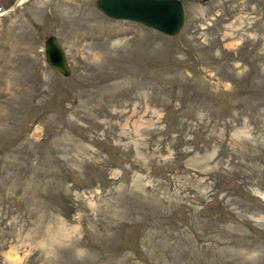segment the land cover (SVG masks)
<instances>
[{"label": "rangeland", "instance_id": "374dc122", "mask_svg": "<svg viewBox=\"0 0 264 264\" xmlns=\"http://www.w3.org/2000/svg\"><path fill=\"white\" fill-rule=\"evenodd\" d=\"M179 1L0 0V264H264V0Z\"/></svg>", "mask_w": 264, "mask_h": 264}, {"label": "water", "instance_id": "95a60500", "mask_svg": "<svg viewBox=\"0 0 264 264\" xmlns=\"http://www.w3.org/2000/svg\"><path fill=\"white\" fill-rule=\"evenodd\" d=\"M94 5L108 17L137 21L166 35H176L183 20L182 5L179 0H94ZM165 9L173 15L163 23L158 20V12H164ZM43 47L46 63L62 75H67L68 63L54 34L44 38Z\"/></svg>", "mask_w": 264, "mask_h": 264}, {"label": "bare ground", "instance_id": "6f19581e", "mask_svg": "<svg viewBox=\"0 0 264 264\" xmlns=\"http://www.w3.org/2000/svg\"><path fill=\"white\" fill-rule=\"evenodd\" d=\"M172 15V12L165 9L164 12H158V20L160 22L166 23L170 18H172Z\"/></svg>", "mask_w": 264, "mask_h": 264}]
</instances>
